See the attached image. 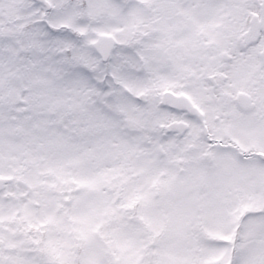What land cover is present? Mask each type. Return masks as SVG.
<instances>
[{
    "label": "snow or ice",
    "instance_id": "obj_1",
    "mask_svg": "<svg viewBox=\"0 0 264 264\" xmlns=\"http://www.w3.org/2000/svg\"><path fill=\"white\" fill-rule=\"evenodd\" d=\"M0 264H264V0H0Z\"/></svg>",
    "mask_w": 264,
    "mask_h": 264
}]
</instances>
